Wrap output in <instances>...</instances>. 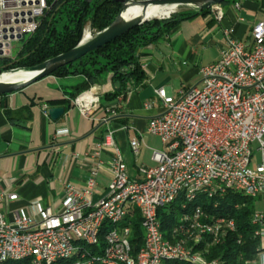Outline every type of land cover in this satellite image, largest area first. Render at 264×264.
Instances as JSON below:
<instances>
[{
    "label": "built area",
    "instance_id": "1",
    "mask_svg": "<svg viewBox=\"0 0 264 264\" xmlns=\"http://www.w3.org/2000/svg\"><path fill=\"white\" fill-rule=\"evenodd\" d=\"M220 7L210 10L218 20L223 15ZM47 9L48 0H0V59L11 57V43H21L37 30ZM224 36L225 46L219 59L200 68L199 85L185 88L177 96L167 95L164 89L156 90L154 99L144 104L146 108L156 105L160 109L147 126V133L158 137L163 146L162 151H152L153 167L141 165L138 177H130L116 147L114 131L108 129L93 153L97 157L102 150L112 151L111 180L105 196L91 201L98 171L95 166L85 188L66 185L54 208L35 202V217L19 210L11 221L0 211V258L31 252L37 264H45L50 258H58V251L69 248L71 237H84L86 243L94 240L96 225L109 224L121 215H129L130 220L132 212H121L120 200L134 198L146 207V247L139 250L141 264H158L160 254L166 253H181V260H191L193 264H216L217 260L197 261V257L190 256V249L161 250L158 234L153 233V218L160 210L162 195L170 194L171 201L178 185L198 190L211 185L224 195L228 193H221V186H234V192L264 197V21L253 26L249 41L235 38L232 28L225 30ZM108 78L111 80V74ZM132 86L127 83V92ZM101 93L102 89L92 86L71 100V105L81 116H88L100 109ZM107 111L112 116L118 114L115 109ZM255 143L261 157L259 164L255 161ZM129 148L135 157L139 156L136 139L130 140ZM198 177H205V184H198ZM17 200L15 192L0 190V208ZM196 215H203L200 209L193 211V221ZM206 216L229 223L230 231H235L227 217ZM253 221L259 223V232L264 235V213L255 211ZM54 222H61V230H54ZM126 229H131L129 222ZM184 229L182 224L176 232ZM110 240L124 237H117L116 228H112ZM108 259L110 256L99 253L93 258L81 257L75 264H108Z\"/></svg>",
    "mask_w": 264,
    "mask_h": 264
},
{
    "label": "crops",
    "instance_id": "2",
    "mask_svg": "<svg viewBox=\"0 0 264 264\" xmlns=\"http://www.w3.org/2000/svg\"><path fill=\"white\" fill-rule=\"evenodd\" d=\"M220 9V20L209 11L181 22L169 35L140 50L142 82L111 101L103 100L102 91L100 109L88 116H81L71 105V100L88 90L83 89V76L51 75L0 96V190L18 195L17 201L0 208L5 218L11 221L19 210L35 217V202L44 207L58 206L66 185L85 188L95 166L98 171L91 201L104 197L111 180L112 151L102 150L97 157L93 153L108 129L114 131L116 147L130 177H138L141 165L153 167L151 153L162 151L163 146L158 137L147 133V126L160 109L156 105L146 108L144 104L154 99L156 90L164 89L167 95L177 96L181 90L199 85L200 68L220 57L225 30L232 28L234 37L246 42L253 26L264 21V0H234ZM94 86L106 88L105 94L114 90L108 74ZM53 108L63 109L64 114L52 119L48 111ZM110 109L118 114L110 115ZM59 131L66 133L58 134ZM132 139L140 144L138 157L130 151ZM259 159L255 156L258 164ZM255 211L264 213V197L255 198Z\"/></svg>",
    "mask_w": 264,
    "mask_h": 264
},
{
    "label": "trees",
    "instance_id": "3",
    "mask_svg": "<svg viewBox=\"0 0 264 264\" xmlns=\"http://www.w3.org/2000/svg\"><path fill=\"white\" fill-rule=\"evenodd\" d=\"M234 0H226L221 6ZM120 5L112 0H48V9L39 19L37 30L21 42L17 54L13 58L0 59V74L14 69L29 68L39 65L58 55L73 49L81 40L83 31L88 25L94 33L109 26L116 18ZM210 10L195 12L182 10L166 20H152L133 28L126 34L109 44L86 54L84 57L61 67L51 75L56 77L83 76L86 81L83 89L100 85L107 74H111L113 93L102 96L104 101H111L127 92V83H141L144 73L138 62L140 50L169 35L181 22L189 21L197 16H204ZM118 84V87L115 85ZM217 204V208L214 205ZM194 205V206H193ZM180 199L171 206L158 211L157 217L165 239H171V228L177 223L180 210ZM200 206L207 215H222L232 219L235 231L227 232L216 245L200 246L198 251L208 262L217 264H247L264 254V243L255 235L256 227L251 223L255 212V198L229 192L216 199H196L189 208ZM237 206V208H235ZM128 222L131 227L130 245L133 254L143 245V231L140 226L139 211L133 209ZM111 229L104 224L97 243L94 245L76 244L79 252L72 259L77 260L80 254L84 258H93L103 254L105 248L104 235ZM4 264H31L29 260L6 262ZM45 264H65L45 263ZM164 264H190L187 262L168 261Z\"/></svg>",
    "mask_w": 264,
    "mask_h": 264
},
{
    "label": "bare ground",
    "instance_id": "4",
    "mask_svg": "<svg viewBox=\"0 0 264 264\" xmlns=\"http://www.w3.org/2000/svg\"><path fill=\"white\" fill-rule=\"evenodd\" d=\"M172 12H181L178 8L169 7L166 9L160 7H150L146 14L149 19L151 18H162L171 16ZM142 14V9L140 7H130L125 13L124 17L126 19H131L138 17ZM175 15V14H174ZM92 37L90 30L87 27L84 29L82 35V41L85 42ZM33 76L32 73L28 72H17V73H7L0 76V81H4L7 83H21L25 82ZM198 184H205V177H198ZM238 193L245 198L253 199V194H250L245 191H236L234 192V186H221V193ZM224 194H218L217 190L211 185H203V190H198L197 188H186V185H178L177 191L172 195L170 201V194H163L161 197L160 209H164L166 207L171 206L173 202L177 199H180V210L182 213L178 216L177 223L171 228V239L167 240L163 236L161 231V224L158 220V217L153 218V233L158 234V241H160V249L161 250H170V247L177 252H184V250L190 249V256L197 257V261L199 262H208L205 260L201 254L196 251L200 246L204 245H216L220 242L221 237H223L227 232H230L229 223H219L218 220L213 218H207V214H205L200 206H195L189 208V206L195 203L196 199H216L219 197H223ZM194 206V205H193ZM217 208V204L214 205ZM237 208V206H235ZM133 209L139 211L140 214V226L145 235V218H146V207H144L140 201V199L134 198H123L120 200V211L121 212H131ZM203 215H196L195 220L193 221V211H199ZM129 215H121L119 218H114V220L109 221V225L111 229L105 233V248L102 256H110L108 259V264H141V257H139V251L135 254L132 252V248L130 245V235L131 229L125 230V225L128 222ZM207 219L208 224H205L200 221V219ZM227 220L232 223V227L235 229V224L232 219L227 218ZM251 223L256 227L255 235L259 237L262 241H264V235L259 232V223L253 221V215L251 219ZM184 224V231L176 232V229L180 228V226ZM104 225H96L94 229V240L86 241L84 243V237H71L69 239V248H65L63 251H58V258H50L45 263H58L64 262L65 264H75V261L72 259L79 252V246L76 244H85V245H94L97 243L99 234ZM226 228L222 229V227ZM112 228H116L117 237H124V240L111 242L110 236H112ZM193 229H197L200 233L196 236L192 232ZM54 230H61V222H54ZM215 230V235H214ZM189 243V244H188ZM146 247V238L143 239V245L140 250H145ZM84 258V254H80V258ZM77 259V260H78ZM23 260H29L31 264H37L34 261V258L31 256V252H23V256H8L4 258H0V264H4L6 262H19ZM168 261H179V262H187L193 264L191 260H181V253H166L160 254V260H158V264H164ZM215 262V261H212ZM259 264H264V254L259 256L257 261ZM194 264H202V263H194ZM217 264V262H216ZM249 264V263H247ZM252 264H257L253 262Z\"/></svg>",
    "mask_w": 264,
    "mask_h": 264
},
{
    "label": "water",
    "instance_id": "5",
    "mask_svg": "<svg viewBox=\"0 0 264 264\" xmlns=\"http://www.w3.org/2000/svg\"><path fill=\"white\" fill-rule=\"evenodd\" d=\"M120 5L119 11L113 22L107 26L102 31L95 33L89 40L83 42L82 38L80 42L70 51L58 55L52 59H49L39 65L14 69L2 73L0 76L7 73H17V72H28L32 73L33 76L25 82L21 83H7L0 81V96L15 93L20 91L27 86L40 81L56 71L57 69L78 61L86 54L93 52L110 42L116 40L122 35L126 34L133 28L141 26L152 20L160 21L169 19L170 16L162 18H151L149 19L146 12L150 7H160L163 9L174 7L179 10H192L195 12H201L205 10H211L213 7L220 6L226 0H146V1H133V0H112ZM130 7H140L142 9V14L138 17L126 19L124 13ZM177 12H172L170 15L176 14ZM84 32V31H83ZM118 87V84L115 85ZM105 94L104 88L102 89ZM49 116L56 120L64 114V110L61 108H53L48 111Z\"/></svg>",
    "mask_w": 264,
    "mask_h": 264
},
{
    "label": "rangeland",
    "instance_id": "6",
    "mask_svg": "<svg viewBox=\"0 0 264 264\" xmlns=\"http://www.w3.org/2000/svg\"><path fill=\"white\" fill-rule=\"evenodd\" d=\"M86 27H87V26H86ZM86 27H85V28H86ZM88 28H89V30H90L91 35L93 36L95 33L90 29L89 26H88ZM20 46H21V43H20V42H13V43H11V57H10V58H13V57L16 56V54H17V52H18ZM3 73H4V72H3ZM1 74H2V73H1ZM1 74H0V75H1ZM253 148L255 149V151H254V155L256 156V159L259 161V160H260V159H259L260 155H259V152L256 150V148H257V143H255V144L253 145ZM151 154H152V153H151ZM258 161H257V162H258ZM180 202H182V201H180ZM180 204H181V203H180ZM200 221L203 222V223H205V224H208V223H209L208 220H207V219H204V218L200 219ZM223 228L225 229L226 226H225V227H222V229H223ZM192 232L194 233L195 236H196L198 233H200L197 229H193ZM262 243H264V241H262ZM188 244H189V243H188ZM253 262H254V260L251 261L250 264H252Z\"/></svg>",
    "mask_w": 264,
    "mask_h": 264
}]
</instances>
